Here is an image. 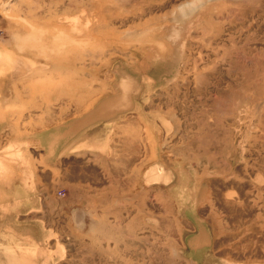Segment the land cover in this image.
I'll use <instances>...</instances> for the list:
<instances>
[{"label":"rangeland","instance_id":"rangeland-1","mask_svg":"<svg viewBox=\"0 0 264 264\" xmlns=\"http://www.w3.org/2000/svg\"><path fill=\"white\" fill-rule=\"evenodd\" d=\"M197 230L264 264V0H0V264H191Z\"/></svg>","mask_w":264,"mask_h":264},{"label":"water","instance_id":"water-1","mask_svg":"<svg viewBox=\"0 0 264 264\" xmlns=\"http://www.w3.org/2000/svg\"><path fill=\"white\" fill-rule=\"evenodd\" d=\"M117 74H118V76L117 77H120V81H119V83H118V88H119V91H120V94L117 96V97H119L118 99H117V97L113 100V107H114V110H112V113H111V115H113V113H115V112H117V109H118V111L119 110H122V108H120L121 106H122V104H124L125 103V106L127 105V103H128V100H129V98H130V95H131V93H135L136 91H137V89H136V87L134 86V83H133V81H132V79L131 78H129L128 76H125L124 74V76L122 75V74H120L119 72H117ZM122 78H124V79H126V78H128L130 81H132V83H133V86H134V88H133V91H131L130 93H128V94H124V95H126V96H124L123 97V95L121 94V87H120V83H121V79ZM122 98V99H121ZM120 100V101H119ZM146 174H145V176H144V181H145V183L147 184V185H153V184H162V185H167V184H169L170 183V179L168 180H166L165 178H168V177H170L169 175H168V173H170L171 174V172L170 171H165L164 169H162V167L161 166H158V168L156 167V166H153V167H150L149 169H147V171L145 172ZM164 175H166V176H164ZM171 177H172V175H171ZM160 178V179H159Z\"/></svg>","mask_w":264,"mask_h":264},{"label":"crops","instance_id":"crops-1","mask_svg":"<svg viewBox=\"0 0 264 264\" xmlns=\"http://www.w3.org/2000/svg\"><path fill=\"white\" fill-rule=\"evenodd\" d=\"M29 205L37 206V205H40V202H38L37 200L35 201L34 199H26V200H21L20 204H19L20 208H22L23 206L27 207ZM197 210H198V208H197ZM197 231L198 232L192 236L193 245L190 248L186 249V253H188V255H189L188 257L190 258L188 260L191 264H201L200 261L198 262L196 260L198 258H201L202 255H207L205 257V259L210 258V257H208V254L211 251H207L206 250L207 247L204 246V244H203V239L205 237H207V234L205 232H203L202 230H197Z\"/></svg>","mask_w":264,"mask_h":264},{"label":"built area","instance_id":"built-area-1","mask_svg":"<svg viewBox=\"0 0 264 264\" xmlns=\"http://www.w3.org/2000/svg\"><path fill=\"white\" fill-rule=\"evenodd\" d=\"M57 193H58V196L60 197L64 196V192L62 190H59Z\"/></svg>","mask_w":264,"mask_h":264}]
</instances>
